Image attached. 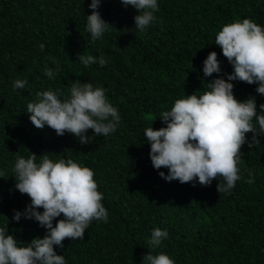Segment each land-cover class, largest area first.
Masks as SVG:
<instances>
[{
	"label": "trees",
	"instance_id": "1",
	"mask_svg": "<svg viewBox=\"0 0 264 264\" xmlns=\"http://www.w3.org/2000/svg\"><path fill=\"white\" fill-rule=\"evenodd\" d=\"M90 2L0 0V224L8 220L9 232L20 241L44 235L34 220H11L13 209L30 201L14 189L12 164L15 156L31 152L37 160L43 154L89 167L103 193L107 222L93 220L83 239L65 238L62 248L54 246L66 264H142L153 227L168 229L169 238L155 251L168 253L175 264H264V135L251 147L247 141L241 145L242 179L231 192L219 193L215 178L206 186L161 178L158 171L167 169H153L142 133L165 126L159 115L175 99L206 90L204 81L217 75L203 77L209 51L217 53L220 75L232 71L214 36L221 25L244 17L264 25V0H158L157 21L144 32L133 29L135 8L101 0L97 10L112 26L96 41L85 31ZM83 51L102 53L108 63L85 68L76 60ZM49 57L60 65L53 79L43 74L46 65L53 67ZM14 79L26 80L25 87L12 90ZM74 80L107 89L121 116L111 135L81 144L67 132L56 135L28 120L26 105L37 91L66 95ZM233 84L235 98L255 95L257 107L264 103L255 84ZM249 171L252 184L243 179Z\"/></svg>",
	"mask_w": 264,
	"mask_h": 264
},
{
	"label": "clouds",
	"instance_id": "2",
	"mask_svg": "<svg viewBox=\"0 0 264 264\" xmlns=\"http://www.w3.org/2000/svg\"><path fill=\"white\" fill-rule=\"evenodd\" d=\"M123 7L137 10L133 17V29L144 32L157 21L158 0H120ZM101 0H91L92 9L85 17V31L90 41L102 38L112 26L104 20L98 9ZM223 57L231 65V72L220 75L222 69L216 51H209L202 60L203 77L216 73L210 81H204L206 90L193 91L172 103L159 115L165 126L143 129V137L149 145L148 156L153 169L165 181L195 182L210 185L217 180L219 193L231 192L242 179L238 167L241 145L249 147L264 135V103L257 107L255 95L239 100L233 93V81L255 84L256 94L264 96V25L244 17L221 25L213 41ZM43 50L44 44L38 45ZM53 67H44L43 74L55 78L60 65L54 57ZM85 68L92 64L104 66L108 59L79 53L76 59ZM26 80L11 81L12 90L23 89ZM107 89L88 81L74 80L65 95L59 89L37 91L36 99L27 102L25 112L33 126H45L56 135L71 134L81 144L89 143V137H106L121 124L119 110L106 96ZM92 135H87V130ZM251 133L248 139L247 133ZM46 153V152H45ZM50 154V153H49ZM56 155V154H52ZM31 153L17 155L11 174L14 189L27 194L30 201L22 210L13 209L12 221L31 219L45 232L42 237L20 241L0 224V264H66L63 253L57 254L54 246L62 248L65 238L83 239L91 221L107 222L108 211L102 204L103 193L98 191L94 172L72 159H50L49 155ZM0 177H4L0 174ZM244 182L252 184L251 171ZM42 209V210H38ZM60 217L59 219H56ZM55 220V224L53 221ZM169 238L167 228L153 227L147 238L149 251L142 255V264H175L174 258L163 251H155L162 241Z\"/></svg>",
	"mask_w": 264,
	"mask_h": 264
}]
</instances>
